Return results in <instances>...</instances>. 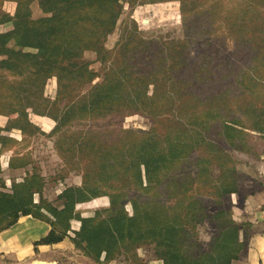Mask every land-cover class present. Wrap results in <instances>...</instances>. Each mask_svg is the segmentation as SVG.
Listing matches in <instances>:
<instances>
[{
    "label": "trees",
    "instance_id": "trees-1",
    "mask_svg": "<svg viewBox=\"0 0 264 264\" xmlns=\"http://www.w3.org/2000/svg\"><path fill=\"white\" fill-rule=\"evenodd\" d=\"M5 1L0 0V26L13 24L15 28L0 34V116L17 117L11 119L4 130L15 128L26 135L29 111L44 116L42 106L46 104L43 107L48 104L56 107L57 113L50 111L47 114L57 124L53 134L61 131L72 119L80 118V115L84 118L89 115L107 116L116 108L123 111L122 107L134 105L146 106L156 112L159 103H164L163 109L166 105L168 108L170 99L162 93L156 91L154 95H149L150 79L154 77L128 75L119 67L120 75L117 74L118 69L111 71L104 83L89 89L88 96L61 110L62 115H59L56 103L50 104L44 97L46 82L56 77L59 94L84 90L86 85L93 84L98 76L90 69L91 63L86 62L84 56L87 52L95 53L97 62L103 64L112 57L105 44L115 32L124 6L121 0H15L17 10L11 16L2 10L1 5ZM34 2H38L45 15L43 18L33 19L31 5ZM186 13L183 9L184 16ZM244 20L245 17L242 18ZM244 27L240 26L241 29ZM134 29L137 31L136 26ZM136 40L139 45H147L138 34L135 35ZM159 42L164 50L167 45ZM157 43L154 41L153 46ZM179 43L185 45L181 41ZM185 48V63L188 64L186 60L192 54L188 44ZM250 50L253 51L252 48ZM255 54L252 58L258 62L255 63L257 67H253L256 70L260 67V58L264 57V49L262 53ZM173 60L174 63L183 61V58L178 59L174 55ZM134 77H138L131 83L135 87L127 89L122 81ZM225 89L226 86L219 94L205 96L202 113L191 114L201 130H209L211 120L219 122L224 119L222 92ZM39 102L43 105H38ZM190 113L192 111L187 114ZM200 118L206 122L200 123ZM2 132L0 129V144L5 149L13 141L2 136ZM222 132L227 142L236 147L237 139L232 133L237 136L240 132L226 123ZM165 134L163 137L151 132L137 140L132 138L134 134L130 139L121 138L115 147L116 154L112 155L111 147L103 159H94L92 164L85 166L83 185L67 188L59 197L61 207H55L43 198L44 177L36 171L29 174L24 183L14 185L13 195L0 192V232L16 226L22 217L31 216L51 227L49 234L35 244L36 248L58 245L69 238L72 229L70 217L77 213L79 207L105 200L106 205L98 208L94 216L82 224L78 238L72 239L97 264H110L124 253L134 252L146 244L155 246L157 256L164 264H236L245 247L240 241L245 227L234 221L232 205H228L226 199L240 193V174L236 168L227 169L223 164L220 165V177L212 179L210 165L214 160L210 156L198 155V141L187 138L188 130L183 132L179 127L170 126ZM195 135L204 142L199 133ZM87 143L89 141L85 139L78 152L85 154L96 144ZM70 146L66 150L68 153L74 151V147L70 149ZM215 149L211 143L205 146L208 155L216 153ZM134 155H137L138 164L144 172L146 184L142 187L137 184ZM185 162L192 164L195 172H188L186 166L185 170H180L184 174L180 183H176V178L169 182L170 173ZM166 175L167 197L162 198L159 187L165 184ZM121 177L125 184L122 187L109 185L108 191L99 187L101 183ZM173 186L181 192L180 195L176 196L170 190ZM35 195L39 196V204L35 202ZM210 200L216 208L211 215ZM126 204L132 207L133 220ZM43 210L50 217L43 214ZM207 218L214 222L216 229L208 252L200 249L201 245L194 241L197 237L196 225Z\"/></svg>",
    "mask_w": 264,
    "mask_h": 264
},
{
    "label": "rangeland",
    "instance_id": "rangeland-1",
    "mask_svg": "<svg viewBox=\"0 0 264 264\" xmlns=\"http://www.w3.org/2000/svg\"><path fill=\"white\" fill-rule=\"evenodd\" d=\"M150 1L121 0L124 6L123 14L118 20L115 32L108 37L105 44L112 57L103 64L97 62L95 53L87 52L84 56V60L91 63L90 69L98 76L93 84L86 85L84 90L77 89L75 92L59 94L58 79L53 77L45 84L44 97L50 104L56 103L59 115H62L61 110L88 96L89 89L104 83L107 75L120 67L126 70L128 75L154 77L150 79L149 95H154L156 91L162 93L171 100L168 108L165 101L166 107L163 109L164 103H159L156 112L146 106L134 105L130 108L122 107L123 111L116 108L115 112L107 116L89 115L84 118L80 115V118L72 119L61 131L53 134L57 124L48 115L50 111L56 112V107H50L49 104L43 107L47 104L39 102L38 105H43L42 110L46 114L40 116L44 119L36 120L39 127L32 123L33 118L30 117L39 115L30 110L28 133L25 135L21 132V140L12 139L13 143L5 149L0 144L3 150H0V192L13 195L14 185L24 183L28 175L36 171L45 179L43 198L55 207H61L60 195L69 187L83 185L85 166L92 164V161L103 159L111 147L112 155L116 154L115 147L121 138L130 139L134 134L132 138L137 140L138 137H146L151 132L165 137L170 126L179 127L183 132L188 130L187 138L190 141L191 138L198 141V155L210 156L214 160L210 165L212 179L220 177V165L224 164L227 169H237L242 180L240 193L237 194L240 199L245 200L247 196L259 190L258 187L264 185V57L260 58V67L256 70L253 67L257 61L252 58L256 56V52L262 53L264 49V0ZM1 7L5 13L14 16L17 2L7 0ZM31 9L33 19L45 16L38 2H34ZM183 9L187 11V17L184 16ZM241 25L245 27L241 29ZM10 29L0 27V34L9 32ZM136 34L141 41L147 43L146 46L139 45L138 40L134 41ZM154 41L158 43L153 46ZM159 41L167 45L164 50L160 48ZM180 41L185 45L180 44ZM186 44L192 54L186 60L188 64L185 63L184 56ZM173 54L178 59L183 58L184 62L173 63ZM118 70L117 74L120 75V69ZM137 78H128V81L124 80L122 83L127 89H132L135 84L131 83ZM224 86V119L215 122L211 118L209 130H201L192 116L202 113V101L205 96L221 93ZM191 111L192 113L187 114ZM199 121L206 122L203 118ZM223 121L240 132L237 136L232 133L237 139L236 147L227 142L222 132ZM194 133H199L205 143ZM85 139L96 144L84 154L78 150ZM208 143L216 147V153L208 155L205 150ZM70 144V149L74 147L72 153L66 151ZM133 166L137 174V184L140 187L145 186L144 172L138 164L137 155L133 156ZM186 166L188 172H195L192 164L185 162L170 173L169 182L176 178V183H180V178L184 175L180 170H185ZM105 183L99 184L103 191H108L109 185L115 188L125 185L123 177ZM164 183L159 187L162 198L167 197V175ZM250 185H254L253 188ZM170 190L176 196L181 194L175 186ZM232 196L227 197L226 202L233 207ZM239 198L236 202L239 207H243L244 201L241 203ZM34 199L39 204V196L35 195ZM106 203L105 200H98L79 207L77 213L70 217L72 229L62 246H47V249L52 250L48 251L45 257H34L20 264H97L84 249L75 245L72 239L78 238L82 224ZM125 207L133 220L132 207L129 204ZM215 211L216 208L210 200V215ZM42 213L50 217L45 210ZM236 223L248 229L247 223ZM196 226L197 237L194 241L201 245L200 249L208 252L212 238L216 235L215 224L207 218ZM38 241L33 243L36 254V249L42 247L36 248ZM160 261L164 264L158 258L155 246L146 244L134 252L124 253L110 264H162ZM0 264L14 263L0 259Z\"/></svg>",
    "mask_w": 264,
    "mask_h": 264
},
{
    "label": "crops",
    "instance_id": "crops-1",
    "mask_svg": "<svg viewBox=\"0 0 264 264\" xmlns=\"http://www.w3.org/2000/svg\"><path fill=\"white\" fill-rule=\"evenodd\" d=\"M0 27H10V30L15 28L13 24H6ZM16 117V115L10 118L0 116V129L3 130L2 136L20 141L22 137L21 130L15 128L9 131L4 130L9 125L10 120ZM30 117L33 118L32 123L36 124V127H39L36 120L44 119L37 115H30ZM0 150L3 152L2 148ZM250 186L253 188L254 185ZM258 189L253 194L247 196L245 200L244 198L240 199L237 194L232 196L234 220L240 223L245 222L248 225V229L244 228L240 234V241L244 243L245 247L236 264H264V185L258 187ZM238 198L241 203L244 201L243 207H239V204L236 202ZM49 230L50 227L46 223L30 217L21 218L16 226L0 232V259L20 264L34 257H45L48 251L52 249L42 246L38 249V254H36L33 243L45 237ZM63 244L64 242L56 245V247Z\"/></svg>",
    "mask_w": 264,
    "mask_h": 264
},
{
    "label": "water",
    "instance_id": "water-1",
    "mask_svg": "<svg viewBox=\"0 0 264 264\" xmlns=\"http://www.w3.org/2000/svg\"><path fill=\"white\" fill-rule=\"evenodd\" d=\"M40 263H43V262H40Z\"/></svg>",
    "mask_w": 264,
    "mask_h": 264
}]
</instances>
